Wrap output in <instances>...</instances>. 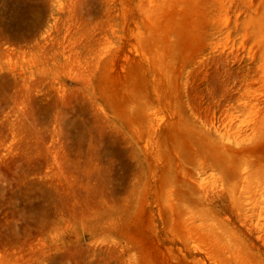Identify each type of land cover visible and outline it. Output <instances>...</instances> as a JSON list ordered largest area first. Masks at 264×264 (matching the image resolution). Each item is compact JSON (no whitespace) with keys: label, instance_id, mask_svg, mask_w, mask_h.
<instances>
[{"label":"rangeland","instance_id":"374dc122","mask_svg":"<svg viewBox=\"0 0 264 264\" xmlns=\"http://www.w3.org/2000/svg\"><path fill=\"white\" fill-rule=\"evenodd\" d=\"M0 264H264V0H0Z\"/></svg>","mask_w":264,"mask_h":264}]
</instances>
